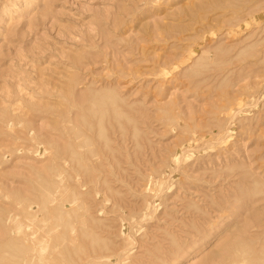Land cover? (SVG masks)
<instances>
[{
	"label": "rangeland",
	"instance_id": "rangeland-1",
	"mask_svg": "<svg viewBox=\"0 0 264 264\" xmlns=\"http://www.w3.org/2000/svg\"><path fill=\"white\" fill-rule=\"evenodd\" d=\"M0 264H264V0H0Z\"/></svg>",
	"mask_w": 264,
	"mask_h": 264
},
{
	"label": "bare ground",
	"instance_id": "bare-ground-1",
	"mask_svg": "<svg viewBox=\"0 0 264 264\" xmlns=\"http://www.w3.org/2000/svg\"><path fill=\"white\" fill-rule=\"evenodd\" d=\"M38 239V238H37Z\"/></svg>",
	"mask_w": 264,
	"mask_h": 264
}]
</instances>
